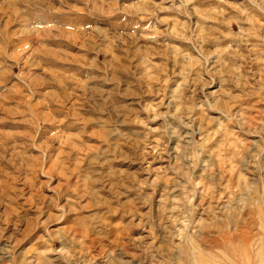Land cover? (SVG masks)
Masks as SVG:
<instances>
[{
    "label": "rangeland",
    "instance_id": "obj_1",
    "mask_svg": "<svg viewBox=\"0 0 264 264\" xmlns=\"http://www.w3.org/2000/svg\"><path fill=\"white\" fill-rule=\"evenodd\" d=\"M0 264H264V0H0Z\"/></svg>",
    "mask_w": 264,
    "mask_h": 264
}]
</instances>
